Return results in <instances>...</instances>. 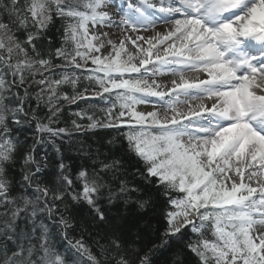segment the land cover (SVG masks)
<instances>
[{"label": "trees", "instance_id": "obj_1", "mask_svg": "<svg viewBox=\"0 0 264 264\" xmlns=\"http://www.w3.org/2000/svg\"><path fill=\"white\" fill-rule=\"evenodd\" d=\"M79 4L0 0V264H220L222 211L170 231L203 175L138 154L97 68L71 65Z\"/></svg>", "mask_w": 264, "mask_h": 264}, {"label": "rangeland", "instance_id": "obj_2", "mask_svg": "<svg viewBox=\"0 0 264 264\" xmlns=\"http://www.w3.org/2000/svg\"><path fill=\"white\" fill-rule=\"evenodd\" d=\"M122 1L75 0V3L80 2L84 12L79 16L78 27L71 29L69 33V41L74 47L71 65L98 66L102 71L99 74H104L103 78L98 75V79L105 81L107 89H120L126 91L125 96L130 95L131 99L122 101L123 108L126 109L123 116L129 115L135 122L149 124L151 128L146 132H139L132 138L140 153L152 154L154 158L161 153L171 154L173 162H183L181 164L184 168H193L197 175H203V178L194 185L190 197L192 202L174 204L178 207V213L171 220V230L175 231L177 227L187 223H196L199 211L197 204L201 200L210 201L216 196L215 206L212 207L222 208L225 213L228 212L230 219L238 222L237 232H241L243 237L238 239L237 243L230 235L231 224L220 223L217 227L221 234H225L222 242L226 252L218 251L212 246H205V250L210 249L220 264H264V217H262L264 198H261L263 201L260 199L264 191V167L262 170H258L257 167V171L262 172L260 175L246 178L243 165L240 169L233 162L236 161L235 157L245 161L249 151L241 150L239 147L240 153L238 152L235 147L238 143L230 131L223 133L222 138L225 145H230L232 149L224 156L220 153L219 158H216L218 155L213 156V147L209 142L214 137L204 140L199 136L201 131L194 120L189 126L184 122L195 113L205 111L202 110L206 107L204 102L210 98L197 97L187 99L189 102H178L177 98L180 96L171 93L177 85L198 82V73H188L189 75L173 73L176 72L174 69L181 65L175 67L171 65L172 61L170 65L167 64L168 54L179 55L183 48L187 50L190 47L189 38L184 34H178L179 27H173L170 23L147 30L124 27L121 21L122 14L116 8ZM130 1L125 0L129 3ZM141 1L143 4L156 6L167 3V0ZM128 8L133 9L132 6ZM257 8L260 9L261 5H257ZM200 50L202 52V49ZM186 53L184 51V54ZM181 55L184 58V55ZM169 88L170 90L166 92ZM219 93L221 92L216 95ZM224 95L226 97L227 94ZM183 103L186 104L184 108L180 106ZM177 122H181L182 126L179 128H176V125L169 126ZM153 127L167 133L168 136L165 137L167 142L152 133ZM224 157L231 163L230 167L225 164ZM256 164L257 161L254 160L252 167ZM250 198L253 200L248 201ZM182 212L187 216L181 223L179 217Z\"/></svg>", "mask_w": 264, "mask_h": 264}, {"label": "bare ground", "instance_id": "obj_3", "mask_svg": "<svg viewBox=\"0 0 264 264\" xmlns=\"http://www.w3.org/2000/svg\"><path fill=\"white\" fill-rule=\"evenodd\" d=\"M183 1H185V2L181 3V10H182V14H183L181 16L182 17L181 20L175 21L176 23L171 22L170 24H172L173 27H179L180 30L185 31L184 36L189 38L188 39L189 43H190L189 45H194L195 41L197 42L196 44L201 43L204 45L203 41L209 39V42H210L211 36L213 37V40H215L216 35H214L212 30L203 29V27H201V25L198 22L195 23V22L191 21L192 19H189V16L191 14L190 12L192 11L191 0H183ZM205 1L206 0H200L201 7H203L205 5ZM176 2H179V0H176ZM170 3L173 5L172 1H170ZM259 4L264 5V0H261V2ZM259 12L260 11H258V9L256 7H254L251 10V13H249V12L248 13L250 15V18H253L254 21L264 22V15L261 16V14H258ZM261 13L263 14L264 11H261ZM256 14H258V15H256ZM171 18L172 17H170V15L167 16V19L171 20ZM247 21L250 22V20H247ZM174 35L177 36L178 34L177 35L174 34ZM202 47H204V50H205L204 53L206 52V54L208 56L207 60L214 63L216 66H214L213 70H209V68H204V70L201 69V70H203V72L201 74H199V77H198L199 83H195V87L197 85H199V87H201L202 84H206V83H210V82L213 83L212 82L213 78L216 76L217 73L227 74L226 79H228L231 82L232 80H230V79L233 78V76L231 74H228V72L224 68V64L222 62L221 57L219 55H217L216 51L213 50L210 45H206V46H202ZM188 51H189V49H188ZM191 51H192V49H191ZM70 63H71V61H70ZM19 66H18V64L14 65V69L23 72V70L20 68L21 66L20 67ZM73 67L77 68V69L82 68V67H78V66H73ZM257 75H258L257 77L254 76V78L248 79V82L246 83L247 85L244 86L246 89L245 95L248 98V100H250V101H251V99H254L256 96L260 97V96L264 95V74L259 76L260 73L258 71ZM223 77H225L224 74H223ZM94 79L96 80V78H94ZM61 82L65 85L69 84V82H64V81H61ZM98 83H99L98 87L103 88L104 84L102 83V81H98ZM166 84H168V81L166 82ZM177 86H179V85H177ZM170 88L167 89L166 92L168 90H170ZM96 92H100V91L96 90ZM171 93H173V92H171ZM82 96L83 97H81V96L77 97L75 99V101L78 100L79 98L90 99L93 97H98L99 93L85 92ZM237 103L238 102L234 101V99L231 98V95H230V97L227 95L225 97L224 94H219V95L211 97L208 101H205L204 105L206 107L202 108V110H207L212 106L215 107L214 109H218V111H220V110L223 111L225 108L229 112H227L226 115H223V114L222 115L231 118L234 116V114H236L235 112H237L238 114L241 112V109L239 108V106H241V105H239ZM180 106L182 108H184L186 106V104L183 103ZM232 120H237V119L233 118ZM223 133L217 134L213 138V140L211 142H209L212 144V147H213V156L215 157L216 155H218L216 158H219L220 153H222V156H224V154H226L227 151L232 149V147L230 145H225V142H224L225 140H223V138H222ZM232 136H233V138L238 139L239 144H240L239 146H240L241 150L246 149V151H249V155H248V157H246L245 161L244 160L242 161V159L235 157L236 161H234L233 164L237 165L240 169H242V165H243L244 170L246 172V173L245 172L244 173L247 175L246 178H252V177H255L257 175H260L262 172L257 171V167H259L258 170H262L264 167V141L261 140L260 138L256 137V136L252 135L243 126L237 127L236 130L233 132ZM225 148H227V149L225 150ZM236 149L240 153L239 148H236ZM223 150H224V152H223ZM233 150H235V149H233ZM224 159H225V164L230 167L231 163L229 161H227L225 157H224ZM254 160L257 161L258 165L256 164L255 167H252V165L254 164ZM233 168H234V166H233ZM249 170H250V172H249ZM247 180H249V179H247ZM257 184H259V182ZM250 200H253V198H250L249 201ZM186 216H187V214L185 212L181 213V215L179 217L181 223L185 221ZM262 217H264V216H262Z\"/></svg>", "mask_w": 264, "mask_h": 264}]
</instances>
